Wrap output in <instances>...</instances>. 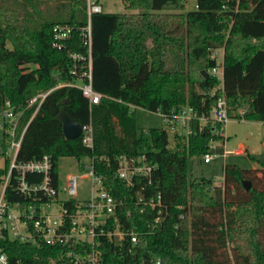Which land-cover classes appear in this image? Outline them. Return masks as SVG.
Here are the masks:
<instances>
[{
	"label": "trees",
	"instance_id": "16d2710c",
	"mask_svg": "<svg viewBox=\"0 0 264 264\" xmlns=\"http://www.w3.org/2000/svg\"><path fill=\"white\" fill-rule=\"evenodd\" d=\"M185 1L123 0L125 12L92 13L91 80L101 98L90 105L78 87L54 88L59 80H73L71 54L87 57L75 28L86 23L85 0H0V96L21 112L20 128L25 126L17 161L49 154L55 184L61 156L92 159L106 188L124 201L117 212L122 228L138 234L133 246L126 237L121 249L100 237L102 264H264V162L252 169L225 163L223 200H216L210 194L213 181L190 179L188 162L222 138L219 122L199 129L193 119L189 134L175 135V149L168 147L165 130L149 128V140L135 131L131 105L168 114L187 105L198 116L209 113L221 95L220 79L208 73L216 63L209 54L217 47L223 48L222 92L229 117L264 122V0H194L197 7L186 12ZM58 24L75 30L57 48L52 28ZM47 90L31 118L29 98ZM61 109L75 122L91 125V147L82 135L64 136L57 118ZM8 143L0 129L4 157ZM141 151L156 166L150 177L127 186L115 176L116 156ZM7 166L5 157L0 181ZM41 179V174L25 175L26 182ZM242 180L249 181L248 188ZM137 192L160 194L165 206L160 225L153 222V208L141 211L135 204ZM6 197L27 202L10 185ZM66 250L0 236L8 264H72Z\"/></svg>",
	"mask_w": 264,
	"mask_h": 264
},
{
	"label": "built area",
	"instance_id": "2783aa9c",
	"mask_svg": "<svg viewBox=\"0 0 264 264\" xmlns=\"http://www.w3.org/2000/svg\"><path fill=\"white\" fill-rule=\"evenodd\" d=\"M197 5L194 4V8ZM85 11L87 20L84 25L77 26L82 42L87 45V57L81 54H71L74 65L69 73L73 80H59L54 88L61 85L78 87L82 95L89 100L90 105L100 101L101 92L93 87L91 80V16L94 12H102V5L99 0H85ZM69 25L58 24L53 26L54 47H61L63 41L68 39L75 30ZM222 47L213 49L209 58L215 60V66L208 73L220 79L216 88H220L221 95L216 98L215 104L207 115H197V112L190 106H182L175 113H163L155 111L165 124L167 134L169 131L175 135H182L178 128L185 130L184 135L191 132L190 124L193 119H198L200 129L208 121L219 122L221 129L230 119L227 111V102L222 92V54L218 58V51ZM79 61V62H77ZM84 61L86 64L80 63ZM52 88V89H54ZM51 90V89H50ZM42 91L28 100V106L33 107L31 118L38 112L44 96L50 91ZM215 89L210 92L214 94ZM240 113L244 111L239 110ZM20 111H15L10 101H4L0 108V129L9 136V143L6 148L5 157L8 158V166L0 181V236L16 240L20 244H42L66 246L65 255L72 264H102L103 256L100 252V237H105L107 242L122 248L123 241L129 238L133 246L138 241V234L132 230L122 228L117 212L122 209L124 201L113 196L103 184V177L94 170L92 159L82 164L84 172L81 174H69L65 179L64 186L60 187L52 180L53 161L49 154H44L39 159L17 161L18 148L25 130L20 128ZM168 128V130H167ZM82 142L85 146L91 147L93 143V132L91 125H82ZM222 133V131H221ZM213 140L208 144L209 151L202 155L204 162H209L217 155L225 157L227 154L243 152V149H224L220 153L212 152L215 147ZM103 158H106L103 156ZM115 176L121 179L127 186L134 184L137 177H150L155 164L152 163L145 152L116 156ZM27 172L42 175L40 182H26ZM80 177H87L91 184L90 196L77 199L78 181ZM13 178V182H11ZM12 186L15 193L26 199L27 202L8 201L6 197L7 188ZM135 204L140 206L141 211L146 207L155 210L153 222L160 225L165 219V206L160 194L144 197L143 193L135 194ZM129 212H127V215ZM0 264H8V258L0 251ZM133 264H161L160 260L155 262L139 261Z\"/></svg>",
	"mask_w": 264,
	"mask_h": 264
},
{
	"label": "rangeland",
	"instance_id": "374dc122",
	"mask_svg": "<svg viewBox=\"0 0 264 264\" xmlns=\"http://www.w3.org/2000/svg\"><path fill=\"white\" fill-rule=\"evenodd\" d=\"M102 5V10L104 12H125L123 0H99ZM194 0H187L184 3V11L194 9ZM179 12V11H177ZM218 58H220L222 51H218ZM30 67H34L31 65ZM3 100L0 96V108L2 106ZM133 110L135 117V125L137 136L143 135L144 138L149 140V128H160L164 129L165 124L162 121L161 117L152 111L144 110L137 106H132L130 108ZM249 122L242 121L238 118H230L224 126L228 138L225 140V146L228 149H235L239 144L247 147L249 150L248 154H229L226 157L217 155L209 162H204L202 156H195L189 159V172L190 179L195 178L199 179L201 176L211 179L215 185H217L211 191L216 199L220 197V188L223 184V166L224 163L237 164L241 168L250 169L252 165L261 166L260 162H264V128L260 127L258 124L252 123L251 120H246ZM251 121V122H250ZM166 129V128H165ZM168 130V128H167ZM180 133H185L183 128H178ZM169 131V130H168ZM168 147L175 149V137L173 133L169 131L168 133ZM214 144H216L214 142ZM224 148L215 149L213 152H222ZM252 157H257L256 160H253ZM5 157L0 155V168L4 166ZM90 159L82 158L78 161L74 156H61L57 161V171H58V184L60 187L64 186L65 179L69 174H81L84 172V167L81 166V163L84 165L88 163ZM79 189L77 199H82L90 196L91 194V184L87 177H80L78 181Z\"/></svg>",
	"mask_w": 264,
	"mask_h": 264
},
{
	"label": "water",
	"instance_id": "95a60500",
	"mask_svg": "<svg viewBox=\"0 0 264 264\" xmlns=\"http://www.w3.org/2000/svg\"><path fill=\"white\" fill-rule=\"evenodd\" d=\"M201 75L204 77L208 76V73L206 70L202 69L200 71ZM57 118L61 120L62 122V133H64V136L67 139H73L77 138L79 135L82 134V125L79 122H75L70 115L66 113L64 109H61L59 114L57 115ZM244 187H249V181L248 180H242Z\"/></svg>",
	"mask_w": 264,
	"mask_h": 264
},
{
	"label": "crops",
	"instance_id": "0c3cea01",
	"mask_svg": "<svg viewBox=\"0 0 264 264\" xmlns=\"http://www.w3.org/2000/svg\"><path fill=\"white\" fill-rule=\"evenodd\" d=\"M195 4V3H194ZM222 55H223V51H222ZM133 105H131L130 106V108L132 107ZM239 119V118H238ZM240 120H242V121H245V122H249V121H246L245 119H240ZM229 121V120H228ZM252 121V123H255V124H258L260 127H262V128H264V122L263 121H257V120H251ZM250 121V122H251ZM223 130H222V138L221 139H217V140H215V141H212L211 143H212V145L215 147L214 149H211V151L213 152L215 149H217V148H220V146H222L224 149H228V148H226V146H225V140L228 138V135L226 134V130H225V126H223V128H222ZM169 140V139H168ZM214 142L216 143V144H214ZM223 149V150H224ZM235 149H243V152H239V153H235V154H248L249 155V150H248V148L247 147H245V146H243L242 144H239L238 145V147H236ZM235 149H230V150H235ZM222 150V151H223ZM229 150V149H228ZM217 152H218V150H217ZM216 152V153H217ZM221 152V151H220ZM219 153V152H218ZM235 154H233V155H235ZM227 155H229V154H227ZM226 155V156H227ZM202 156V155H201ZM225 156V157H226ZM253 158H257V157H253ZM258 159V158H257ZM203 160V159H202ZM259 160V159H258ZM224 165H225V163H224ZM81 166H82V163H81ZM224 167V166H223ZM255 167H258L257 165H252V167H250V169H252V168H255ZM213 186H214V188L217 186V185H215L214 183H213ZM213 188V189H214ZM223 190H224V182H223V184H222V187L220 188V197L218 198V199H216L213 195V197H214V199H216V200H223ZM212 191V190H211ZM210 194H211V192H210Z\"/></svg>",
	"mask_w": 264,
	"mask_h": 264
}]
</instances>
